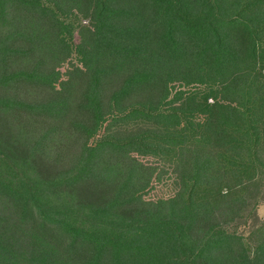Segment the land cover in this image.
<instances>
[{
    "label": "trees",
    "instance_id": "16d2710c",
    "mask_svg": "<svg viewBox=\"0 0 264 264\" xmlns=\"http://www.w3.org/2000/svg\"><path fill=\"white\" fill-rule=\"evenodd\" d=\"M0 163V264H264V0H0Z\"/></svg>",
    "mask_w": 264,
    "mask_h": 264
},
{
    "label": "rangeland",
    "instance_id": "374dc122",
    "mask_svg": "<svg viewBox=\"0 0 264 264\" xmlns=\"http://www.w3.org/2000/svg\"><path fill=\"white\" fill-rule=\"evenodd\" d=\"M81 26L87 25L86 19H81ZM76 41L79 40V32H75ZM66 66L61 72H64ZM4 166L0 163V172ZM3 175V173H0ZM174 191L170 181L154 184V190L147 198L167 197ZM254 203L249 210L251 213L237 224L231 227L242 235L246 240L250 237L251 231L261 226L264 221V181L259 185V190L254 193ZM247 215V214H246ZM0 243L8 246L18 253L27 254L35 245L42 244V241L32 232V228L21 221L13 214L10 207L5 202H0Z\"/></svg>",
    "mask_w": 264,
    "mask_h": 264
}]
</instances>
